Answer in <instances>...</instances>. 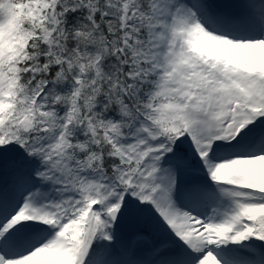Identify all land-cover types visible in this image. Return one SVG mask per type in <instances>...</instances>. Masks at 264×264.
Wrapping results in <instances>:
<instances>
[{
    "label": "snow or ice",
    "instance_id": "snow-or-ice-1",
    "mask_svg": "<svg viewBox=\"0 0 264 264\" xmlns=\"http://www.w3.org/2000/svg\"><path fill=\"white\" fill-rule=\"evenodd\" d=\"M0 264H264V0H0Z\"/></svg>",
    "mask_w": 264,
    "mask_h": 264
}]
</instances>
